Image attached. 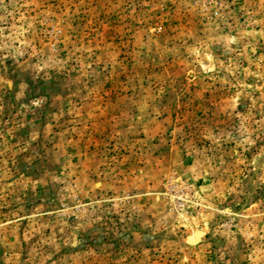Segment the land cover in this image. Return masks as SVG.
Returning a JSON list of instances; mask_svg holds the SVG:
<instances>
[{"label": "rangeland", "instance_id": "1", "mask_svg": "<svg viewBox=\"0 0 264 264\" xmlns=\"http://www.w3.org/2000/svg\"><path fill=\"white\" fill-rule=\"evenodd\" d=\"M0 264H264V0H0Z\"/></svg>", "mask_w": 264, "mask_h": 264}]
</instances>
